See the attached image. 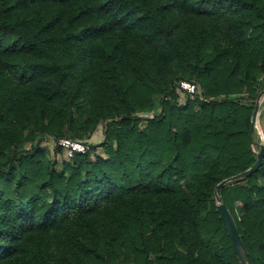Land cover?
I'll return each instance as SVG.
<instances>
[{
	"label": "trees",
	"instance_id": "1",
	"mask_svg": "<svg viewBox=\"0 0 264 264\" xmlns=\"http://www.w3.org/2000/svg\"><path fill=\"white\" fill-rule=\"evenodd\" d=\"M263 89L264 0H0V264H264Z\"/></svg>",
	"mask_w": 264,
	"mask_h": 264
},
{
	"label": "water",
	"instance_id": "2",
	"mask_svg": "<svg viewBox=\"0 0 264 264\" xmlns=\"http://www.w3.org/2000/svg\"><path fill=\"white\" fill-rule=\"evenodd\" d=\"M263 99H264V89L258 94L255 100L254 109L252 113V130L256 128L255 122H256L258 111L260 108V103ZM263 156H264V146L263 144H260V148H259V151L257 152V158H256L255 163L249 169L245 170L244 172L220 182L216 187V192L218 193L225 185L233 181H236V180L244 179L252 175L254 172H256L264 163ZM216 202H217L218 211L220 213V217L223 221V224L225 226V229L228 235L230 236L232 240L235 253L237 257L239 258L241 264H252L248 257V253L241 241L239 233L236 229L234 220L231 214L229 213V211L227 210V208L225 207V205L223 204L221 197L219 195H216Z\"/></svg>",
	"mask_w": 264,
	"mask_h": 264
},
{
	"label": "built area",
	"instance_id": "3",
	"mask_svg": "<svg viewBox=\"0 0 264 264\" xmlns=\"http://www.w3.org/2000/svg\"><path fill=\"white\" fill-rule=\"evenodd\" d=\"M175 90L178 94V97L183 98L184 103L187 100L193 101L197 98L201 101H207V99L202 96L200 88L192 82L179 80L175 84ZM259 115L260 112H258L257 118H259ZM50 141L53 142V140ZM54 144L60 148L66 160L71 159L75 153H85L89 150L88 144L77 142L67 138L59 139L58 142ZM261 144H264V138L262 139Z\"/></svg>",
	"mask_w": 264,
	"mask_h": 264
},
{
	"label": "rangeland",
	"instance_id": "4",
	"mask_svg": "<svg viewBox=\"0 0 264 264\" xmlns=\"http://www.w3.org/2000/svg\"><path fill=\"white\" fill-rule=\"evenodd\" d=\"M177 103L179 104H184L183 102V98H177ZM154 115V113H150V114H137L138 117L147 119V118H151ZM260 118V119H259ZM258 118V122H255L256 128L255 130V141L258 142L259 144H261L262 139L264 138V112L262 113L261 117ZM259 123V125H258ZM144 123L141 124V127H143ZM101 137L102 136H98L96 139V143L98 144L101 141ZM26 149H30L31 145L30 144H26L25 145ZM41 148L45 151H47L49 158H52L53 156L55 157V159L57 160V168L59 169L61 167V163L62 161L66 160L65 156L63 154V152L58 151L56 152V155L54 153V149H55V144L50 141V140H45L41 143ZM254 149V148H253ZM255 151V150H254ZM256 153V151H255ZM99 155L102 158H106L105 154L103 153L102 148L98 147L96 150V153L94 156Z\"/></svg>",
	"mask_w": 264,
	"mask_h": 264
},
{
	"label": "crops",
	"instance_id": "5",
	"mask_svg": "<svg viewBox=\"0 0 264 264\" xmlns=\"http://www.w3.org/2000/svg\"><path fill=\"white\" fill-rule=\"evenodd\" d=\"M258 112H260V115H259V117H261V115H262V113L264 112V99H263V101H261V103H260V108H259V111ZM260 119V118H259ZM259 120H258V118L256 119V122H258ZM258 125H259V123H258Z\"/></svg>",
	"mask_w": 264,
	"mask_h": 264
}]
</instances>
